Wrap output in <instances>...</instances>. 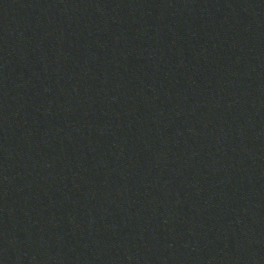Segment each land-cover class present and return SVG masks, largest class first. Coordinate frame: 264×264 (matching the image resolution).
<instances>
[{
	"label": "water",
	"instance_id": "obj_1",
	"mask_svg": "<svg viewBox=\"0 0 264 264\" xmlns=\"http://www.w3.org/2000/svg\"><path fill=\"white\" fill-rule=\"evenodd\" d=\"M0 264H264V0H0Z\"/></svg>",
	"mask_w": 264,
	"mask_h": 264
}]
</instances>
